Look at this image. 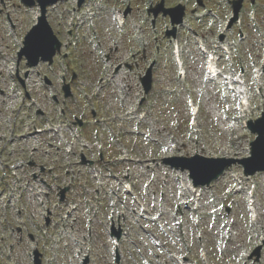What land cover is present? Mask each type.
<instances>
[{"label":"rangeland","instance_id":"rangeland-1","mask_svg":"<svg viewBox=\"0 0 264 264\" xmlns=\"http://www.w3.org/2000/svg\"><path fill=\"white\" fill-rule=\"evenodd\" d=\"M90 1L87 0L82 9H78L72 0L49 7L48 20L60 40L66 41L69 38L68 31L76 23V12L84 9L94 11ZM157 1L160 2L154 0L153 3ZM201 1L203 7H199L197 0L188 5L187 10L192 9V17H188L187 25L182 30L181 42L189 71L185 83H180L176 78V64L171 57L169 42L164 37V24L167 20L163 17L157 19L156 24L161 32L157 37L149 31V23L145 22L148 19L146 9L151 1L134 0V3L138 2L135 12L129 18L126 31L122 32L117 30L113 15L116 9L124 8V5L121 0H104V10L98 13L91 26L82 30L74 27L80 39L71 62L58 58L59 65L53 73L48 71L45 64L36 69L38 74L33 75L32 87L25 89L30 98L38 101L30 111L27 107L31 99H26L25 92L15 85V77H11L7 70L15 64L16 58L12 55L20 42L13 43L5 16L9 14L19 25L18 32L22 39L34 24L38 8L26 9L20 0H5V7L0 5V9L4 10L0 17V52L5 57L4 60L0 59V121L4 117L10 119V116L17 121L7 124L10 133L5 129V124L0 122V264H34L35 249L43 252L46 258L43 264H82L86 256L90 258L89 264H116L110 237L113 221L115 228L125 226L130 232L119 248L120 264H145L149 261L152 264H177L174 258L181 257H186L187 264H264V245L259 240L260 236L264 238V173H257V176L255 174L247 180L243 167L234 165L227 170V176L204 195L202 208L198 212L182 200L184 193L176 181V177H181L191 185L188 172L164 165V161L169 158L193 157L196 154L240 160L249 157L250 143L256 136L244 129L243 122L257 119L264 112V77L263 94L259 97L254 91V81L248 76L249 83L243 88L247 91L250 103L248 117L245 119L238 111L237 95L230 92L222 82H205V60L193 35L202 34L210 46L221 24L217 23L214 28L209 18L202 20L194 16L196 13L206 15L211 10L228 15L231 10L228 0ZM179 3L182 0H167L166 4L171 6ZM249 9L250 5L246 9V16ZM258 12V24L251 25L246 21L244 26L250 39L233 51L238 68L245 56L259 61L264 42V0L258 2ZM130 50L136 51V57H130ZM108 56L111 72L114 69L122 71L98 101L102 110L99 116L101 121L94 122L93 133L86 139L80 136L79 133H83L73 122L86 115L84 111L87 109H82L79 102L69 99L67 103L71 104V111L65 120L62 134L38 137L32 143H26L25 149L18 145L15 156L11 158L8 155V139L4 137L9 138L14 132H25L28 122L33 125L37 123L40 128L50 120L58 124L56 112L62 105H55L50 97L53 93H59L60 76L67 71L66 68L69 66L70 71L78 73L80 85L76 83L74 86L86 88L90 99V90L98 84L99 71L103 68L102 60ZM152 59H160L158 62L161 67L154 73V88L146 96L139 78ZM127 64L133 70L126 68ZM232 67L233 64L226 59L225 74L232 73ZM19 69L20 76H23L26 69L23 63ZM47 75L53 81L52 86L47 87L43 82ZM13 87L18 89L19 94L16 96L11 92ZM77 95L82 96L78 92ZM143 99L145 102L138 107V102ZM191 101L201 107L196 128L192 127L188 106ZM133 107H138L140 112L149 111L140 127L137 116L133 118L129 115ZM35 108L42 111L37 122L33 118ZM91 111H88L89 116ZM116 117L117 120H113ZM123 128L126 129L124 134L121 133ZM85 141L89 143L88 150L80 147ZM69 145L74 147L71 154L66 153ZM32 148L39 150L33 158L36 164L32 168L26 166L19 172L22 179L29 182L21 186L5 164L8 162L6 165H12L18 157L26 160ZM82 153L96 163L91 166L81 165ZM100 155L103 160H100ZM124 158H133L139 163L115 165V161ZM54 165L58 166V170L49 172ZM41 167L45 168V172L40 177L52 188L64 184L72 187L68 196L75 199L80 208L72 214L67 224L63 221L66 203L56 201V191L55 194L52 192L48 202L44 197L48 191L39 182L33 181L32 175L39 174ZM51 173L57 175V182L51 181ZM127 173L134 176L135 192L132 195L123 193L120 186ZM236 176L243 180V190L238 195L230 196L228 189L236 185ZM102 182L106 187L102 188ZM254 185L258 186L255 197L258 222L252 224L247 209V192L248 188L254 189ZM24 187H27V191L18 203L15 199L24 192ZM109 187L113 192H109ZM14 189L19 192L13 193ZM96 193L103 194L101 210L93 204ZM134 195L140 198L147 209L146 213L140 211ZM41 203L44 204L43 208ZM178 206L182 208V213ZM47 208L51 209L55 218L54 226L49 230L43 225ZM133 210L138 212L139 217L132 216ZM118 211H127L131 217L122 219ZM196 223H199V227L195 226ZM16 228H21L23 232L18 234ZM61 228H65L64 234H61ZM29 233L34 235V240L29 239ZM10 245L15 246L10 248ZM258 247L259 256L253 253ZM202 254L205 255L204 259ZM247 255H250L248 259Z\"/></svg>","mask_w":264,"mask_h":264},{"label":"water","instance_id":"water-1","mask_svg":"<svg viewBox=\"0 0 264 264\" xmlns=\"http://www.w3.org/2000/svg\"><path fill=\"white\" fill-rule=\"evenodd\" d=\"M61 0H39L42 8L43 16L40 18V23L34 28V30L29 34L25 41V48L22 50V54L28 56L29 60L32 62L31 66H36L39 59L42 58L43 61L52 62V58L56 51L60 48L59 44L51 38L50 30L47 26L45 13L46 7L50 4L57 3ZM84 0H81L82 3ZM241 8V1L235 4L236 13ZM162 8L160 7L159 11ZM157 11V13L159 12ZM170 12L172 15L173 24H180L182 22V17L184 15V8L179 7V9L166 11ZM176 30L171 34L175 35ZM145 84V92L148 94L151 90L152 78L149 72L147 77L143 80ZM254 132L259 134L256 142L252 144V157L246 160L237 161L244 165L247 175H254L256 172L264 171V118L258 121L257 125H252ZM179 161L178 164L173 163L176 167H181L182 170H189L191 177L194 179L195 185L199 184H210L213 180L220 177L223 172L236 163L234 160L226 159H207L201 156H196L192 159H176ZM170 162L169 160L166 161ZM171 163V162H170ZM204 176L203 180L200 179ZM206 182H203V181ZM120 237L119 234H116ZM38 258V255H37ZM37 264L40 261L37 260Z\"/></svg>","mask_w":264,"mask_h":264},{"label":"bare ground","instance_id":"bare-ground-1","mask_svg":"<svg viewBox=\"0 0 264 264\" xmlns=\"http://www.w3.org/2000/svg\"><path fill=\"white\" fill-rule=\"evenodd\" d=\"M258 175V174H257ZM259 175H261V174H259ZM256 176V175H255ZM249 179V178H248ZM112 244H113V242H112ZM114 245L115 246H120V242H116V243H114Z\"/></svg>","mask_w":264,"mask_h":264}]
</instances>
